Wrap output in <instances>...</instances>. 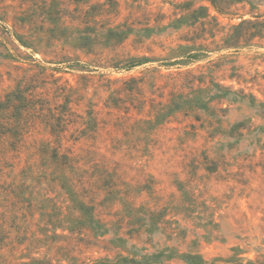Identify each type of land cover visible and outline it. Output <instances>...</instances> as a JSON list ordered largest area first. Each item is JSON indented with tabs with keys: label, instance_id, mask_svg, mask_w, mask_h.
Returning <instances> with one entry per match:
<instances>
[{
	"label": "rangeland",
	"instance_id": "374dc122",
	"mask_svg": "<svg viewBox=\"0 0 264 264\" xmlns=\"http://www.w3.org/2000/svg\"><path fill=\"white\" fill-rule=\"evenodd\" d=\"M200 6L217 27L193 21ZM248 10L0 0V101L26 89L37 110L49 103L55 135L92 185L78 194L108 228H47L41 213L64 211L67 195L23 168L35 162L26 151L0 173V264H122L119 256L143 254L154 256L148 264H264V41L218 49ZM34 120L29 153L33 141L57 139L43 116Z\"/></svg>",
	"mask_w": 264,
	"mask_h": 264
},
{
	"label": "trees",
	"instance_id": "16d2710c",
	"mask_svg": "<svg viewBox=\"0 0 264 264\" xmlns=\"http://www.w3.org/2000/svg\"><path fill=\"white\" fill-rule=\"evenodd\" d=\"M206 1L210 4L211 9L220 16H236L237 13L235 14L233 11L237 5L249 6L248 14L251 16V19H243V15H238L241 20L240 23L230 27L229 32L220 40L218 49L246 47L252 45L254 41L263 43L264 13L255 12V9L261 3H264V0ZM190 16L193 21L204 19L203 25L208 20L214 27L219 25L216 16H211L208 8L205 6H200L198 9L192 10ZM210 36L211 38H215V34L213 33H210ZM31 93L27 94L26 89H16L15 92L6 95L5 99L0 101V173L7 166L8 160L17 158L16 156H12L17 155L19 157L20 154L27 151L29 160L35 159V162L31 166L26 165L23 168H39V178L44 181L43 183L45 185L50 182L55 185V188L63 191L67 195L64 200L68 201V204L65 205L64 211L59 209L56 213L50 212V210L49 213L44 211L41 213V216L43 215L47 219L45 222L46 227L49 229H57L62 228V225L67 223L69 226L65 230L68 231L77 228L83 229L86 226L93 235L101 236L108 233L107 225L102 223L94 212V208L97 205L92 201H89V203L83 201V197H87V195L81 196L78 194V187L84 188L92 186L84 176H81V173L84 172L80 166L81 159L74 156L69 149H66L63 143L59 141V136L55 135L59 126L55 125V123L53 124L56 119H53L48 114L50 112L49 108H44V105H49V103L44 101L43 105L37 110L36 107L38 104L34 101L35 99ZM39 116H43L46 119L44 125L48 128L47 133L57 139L53 141L45 139L39 143L33 141L30 146L33 153H29L28 148H25V135L30 133L31 128L34 129L35 122H33V119L37 120ZM85 130L86 128L80 133L85 132ZM24 170L21 171L22 174L25 172ZM99 181L101 185L104 184L101 180ZM44 201L50 202L49 199H45ZM72 226L76 228L71 229ZM152 257L154 256L143 254L140 256V259H128L127 256H119L118 258L122 264H148L150 261L155 260ZM35 262L33 261V263ZM97 264H111V262L104 259L98 261Z\"/></svg>",
	"mask_w": 264,
	"mask_h": 264
}]
</instances>
